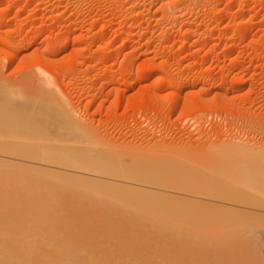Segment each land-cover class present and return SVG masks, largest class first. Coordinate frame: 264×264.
<instances>
[{
  "label": "rangeland",
  "instance_id": "1",
  "mask_svg": "<svg viewBox=\"0 0 264 264\" xmlns=\"http://www.w3.org/2000/svg\"><path fill=\"white\" fill-rule=\"evenodd\" d=\"M0 55H5L0 88L6 94L1 103L30 99L33 106L22 105L26 120L47 112L35 97L39 84L28 68L45 57L40 68L56 79L73 117L89 131L57 142L38 133L24 136L27 130L17 124L22 113L14 116L17 123L6 118L9 126L3 129L23 132L11 146L33 152L27 160L15 157L17 165L22 158L18 167L7 162L13 156L3 158L17 172L0 177V258L21 264H264V224L255 216L261 214L199 194L232 190L228 163L238 157L227 146L225 151L223 141L264 144V0H0ZM99 150L110 155L107 168L93 166L105 168L101 176L40 160V154H66L60 161L68 164L77 151L90 161L102 156ZM192 166L199 169L196 177L168 173L173 168L187 173ZM117 171L143 176H104ZM164 174L174 180H168L171 187L182 190L183 180L189 190L185 183L174 192L131 181L162 185L168 182ZM156 193L172 198L158 201ZM255 222L259 225L249 226Z\"/></svg>",
  "mask_w": 264,
  "mask_h": 264
},
{
  "label": "bare ground",
  "instance_id": "2",
  "mask_svg": "<svg viewBox=\"0 0 264 264\" xmlns=\"http://www.w3.org/2000/svg\"><path fill=\"white\" fill-rule=\"evenodd\" d=\"M120 3V2H119ZM4 11V10H3ZM5 12V11H4ZM14 16V15H13ZM17 36V35H16ZM30 37V36H29ZM31 38V37H30ZM17 39V38H16ZM11 41V40H10ZM12 43V42H11ZM9 45V44H8ZM11 47H10V49H13V50H15V48H16V42L14 41L13 43H12V45H10ZM41 47V46H40ZM18 48V47H17ZM35 48V47H34ZM37 48H39V47H37ZM50 48V47H49ZM71 49V48H70ZM38 52V51H37ZM41 52V51H40ZM13 53V52H12ZM43 53V52H42ZM55 53V52H54ZM2 54H4V53H2ZM7 54V53H6ZM8 55V54H7ZM6 55V56H7ZM5 55H3V56H1L0 55V61H2L3 60V57H4ZM12 57V56H11ZM7 58V57H6ZM8 58H9V56H8ZM33 59V58H32ZM5 60V59H4ZM3 60V61H4ZM7 60V59H6ZM38 60L39 61H37L38 63H35V65H33V66H29V64H28V68H30V70H31V72H32V75H33V82L34 83H36V84H39V88L37 87V89L35 90V92H37V94H38V96H37V94H36V98H38V100H40V102L41 103H39V105H43V107H42V105L40 106L41 108H42V110L44 109V111L46 110L47 112L46 113H44V112H40V111H38V112H40V114H38V113H35V115L33 114L32 116H30L29 115V119L27 118V120L25 119L27 116H28V112H24V111H28V110H26L22 105L24 104V105H26L27 106V104L30 102V99H28L29 98V96H28V101H27V103L25 104V102L22 104V101H21V103H20V100H21V97H19V104L18 103H16V102H14L15 104H13V103H6L5 102V104L4 103H1V100H3L4 101V97L6 98V94H2V90H1V88H0V107H1V111L3 110V111H5V112H2V114L1 115H3V116H0L1 118H0V134H2L1 135V138L4 136L5 137V139L7 138H9V140H5L4 138H2V140H0V158H1V160L0 161H2V163L3 164H1V162H0V177H13V175L11 176V174H15L14 172L12 173V171H10V170H8L7 169V167H8V165L11 163V164H15V162H17V160H19V159H16L15 157H17V158H19V157H22V158H24V159H26L27 160V158H31V156L30 155H32L31 153L33 152H30V149H29V151L27 150V148L29 147H26V148H24V147H13V146H11L12 144V142H15L16 143V139H21V137H22V135H23V132L21 131V130H24V129H26V130H24V132L26 133V134H24V136H31V135H36V136H38V134L39 135H47V136H50V137H53L54 139H57V142H59V140L60 141H62L63 140V138L62 137H66V136H72V137H75V138H77L76 136L77 135H82V133L83 134H85L86 133V131L87 132H89L87 129L88 128H86V127H84V125H83V123H80V122H78L79 120H77L76 118H74L73 117V113L70 111V108L68 107V104L70 103H66L67 101H65L64 99H63V97L65 98L66 96H63L62 94H61V92H60V90L57 88V85H56V79L55 78H50L49 76H48V73L46 74V72H45V70L44 69H41L40 67H42L44 64H45V62H46V59H45V57L43 58V57H39L38 58ZM2 61V62H3ZM12 63V62H11ZM25 63V62H24ZM47 63V62H46ZM19 65V64H18ZM9 67V66H8ZM19 67H21V66H19ZM27 67V66H26ZM61 67V66H60ZM3 69V68H2ZM27 69V68H26ZM69 71V70H68ZM63 72V71H62ZM137 72V71H136ZM25 73H27V72H25ZM57 73V72H56ZM207 72L206 73H204L203 74V77H206L207 75ZM25 76V75H24ZM62 76V75H61ZM20 77V76H19ZM22 77V76H21ZM31 77V76H30ZM55 77H57V76H55ZM32 78V77H31ZM58 80H59V78H57ZM17 80V79H16ZM27 80V79H26ZM20 82V81H19ZM18 82V83H19ZM25 83V82H24ZM7 84V83H6ZM33 84V83H32ZM16 85H18L19 86V84H16ZM26 85V84H25ZM24 85V90H22L23 88H21L22 86H23V84H22V86L20 87V89H19V91H17V92H21V94H23L22 93V91H25L26 90V88L25 87H27V86H25ZM2 86H4V85H2ZM1 86V87H2ZM38 86V85H37ZM8 87H10V86H8ZM13 87H15V86H13ZM179 87V86H178ZM3 88V87H2ZM4 88H5V86H4ZM16 88V87H15ZM32 88V87H31ZM18 89V88H17ZM28 89V88H27ZM20 90H22V91H20ZM30 90V89H29ZM4 91V90H3ZM67 91V90H66ZM7 92V91H6ZM34 92V91H33ZM68 92V91H67ZM4 93V92H3ZM18 93V94H19ZM26 93H28L27 92V90H26V92H24V94H26ZM29 93H30V91H29ZM32 93V92H31ZM31 93H30V96H31ZM16 94V93H15ZM23 94V95H24ZM33 94H35V93H33ZM32 94V95H33ZM23 95H20V96H23ZM28 95V94H27ZM9 96V95H8ZM19 96V95H18ZM18 96H16L17 97V99H18ZM88 96V95H87ZM27 97V96H26ZM34 97V96H33ZM24 98V97H23ZM22 98V99H23ZM31 98V97H30ZM35 98V99H36ZM66 99V98H65ZM24 100H26L25 98H24ZM68 100V99H67ZM12 100H10V102H11ZM14 101V100H13ZM33 101V100H32ZM34 102V101H33ZM39 102V101H38ZM87 102V101H86ZM31 103V102H30ZM35 103V102H34ZM199 103H201V102H199ZM36 104L38 105V103L36 102ZM35 104V105H36ZM228 104V103H227ZM2 105V106H1ZM29 106L30 105H32V104H28ZM34 105V104H33ZM32 105V106H33ZM70 105V104H69ZM201 105V104H200ZM206 105V104H205ZM34 107H36V106H34ZM234 107H236V106H234ZM22 108H24V111H23V109ZM29 108H31V107H29ZM33 108V107H32ZM41 108H40V110H41ZM0 111V112H1ZM25 113V114H27V116L25 115L24 116V114L23 113ZM29 112L31 113L32 111L31 110H29ZM23 115H22V114ZM29 113V114H30ZM33 113V112H32ZM44 113V114H43ZM19 114H21V117H23L24 119H21L20 118V120H23V122L21 121V123H19L18 122V120L19 119H16V117H17V115H19ZM10 115H12L11 117H10ZM16 115V117H14ZM196 115V114H195ZM6 118H13L12 120H14V122H18L17 124H19L18 126L19 127H21V128H19V129H21V130H19V131H17V130H11V128L12 129H14L11 125V127H9L10 129H8L7 130V128L6 129H3L1 126H9V124H7L8 122L6 121L7 119ZM25 120V121H24ZM83 122V121H82ZM13 123V122H12ZM16 124V125H17ZM87 124V123H86ZM14 125V124H13ZM16 125H14V126H16ZM23 125L25 126L23 129H22V127H23ZM242 126V125H241ZM16 129H17V127H15ZM92 129V128H91ZM90 132H91V130H90ZM36 133H38V134H36ZM88 134V133H87ZM97 134V133H96ZM23 136V137H24ZM47 136H45V137H47ZM87 136V135H86ZM90 136V135H89ZM91 136H95V135H91ZM42 137V136H41ZM97 137H98V135H97ZM35 138V137H34ZM43 138V137H42ZM53 138H51V139H53ZM71 138V137H70ZM70 138H69V142L70 141H73V140H70ZM101 138V137H100ZM100 138H97V139H99L100 140ZM25 139H31V138H26L25 137ZM36 139H38V137L36 138ZM47 139H48V137H47ZM47 139H45V141L47 140ZM62 139V140H61ZM78 139V138H77ZM85 139V138H84ZM83 139V140H84ZM93 139V138H92ZM24 140V139H23ZM22 140V141H23ZM32 140H35V139H32ZM40 140V139H39ZM41 140H43V139H41ZM50 140V139H49ZM82 140V141H83ZM239 140V139H238ZM18 141V140H17ZM54 141V140H53ZM77 141V140H76ZM194 141V140H193ZM62 142H64V141H62ZM66 142V141H65ZM68 142V143H69ZM85 142V141H84ZM15 143H13V144H15ZM22 143V142H21ZM67 143V142H66ZM78 143V142H77ZM103 143H104V141H103ZM107 143V142H106ZM160 143V142H159ZM219 143V142H218ZM225 143V145H222V147H225V149H226V146L228 147V150L226 149L225 151L227 152H229V154L230 153H237V155H236V157H238V158H235L234 159V157L232 156L230 159H234L233 161H235L236 163H234V162H232L231 160L229 161L230 163H228L229 164V166H231V167H229V169L231 168V169H233V170H231V172H232V177H229L230 178V184H229V188L231 187L232 188V190H231V192H229V189H228V192L227 191H225V192H223V193H220L221 191H224V189L225 188H221L222 190H220V189H218V190H220L219 191V193L218 192H216L215 190V192L216 193H218V194H215L214 193V191H213V193L215 194V195H210V194H206L205 193V191L206 190H204V193L202 192V191H200V190H203V188L202 189H200L199 190V192H202V193H199L198 192V190H197V192H195V193H199V194H201V196H202V194H204V196L205 195H207V196H210V197H213L214 199L216 198V199H220L222 202H226V204L228 205V206H232L233 207V204H234V206H235V203H236V206H237V204H238V207H239V209H240V205H244V206H248V208H251L250 209V211L249 212H252V213H257V214H261L260 216H258V215H255V216H257V217H259V218H257V219H259L258 221L260 222H262L263 224H264V144H258V145H255L254 144V146H249V145H246V144H244L243 143V141L242 142H237V141H235V140H230L229 141V144L228 143H226V141H223V143L222 144H224ZM247 143V142H246ZM5 144V145H4ZM17 144V143H16ZM19 144V143H18ZM34 144V143H33ZM99 144H100V142H99ZM3 145V146H2ZM8 145H10L11 147H9ZM30 145V144H29ZM91 145V144H90ZM102 145V144H101ZM211 146H212V144H210ZM214 145V144H213ZM253 145V144H252ZM19 146V145H18ZM82 146V145H81ZM80 146V147H81ZM84 147H86L85 145H83ZM93 146V145H92ZM114 146V145H113ZM198 146H199V144H198ZM13 147V148H12ZM221 147V148H222ZM44 148H46V147H44ZM90 148V147H89ZM200 148H201V146H200ZM204 148V147H203ZM202 148V149H203ZM85 149V148H84ZM90 149H92V148H90ZM111 149V148H110ZM122 149V148H121ZM211 149V148H210ZM40 150H42V149H40ZM44 150H46V149H44ZM69 150V149H68ZM93 150V149H92ZM105 150V149H104ZM144 150V149H143ZM146 150V149H145ZM148 150V149H147ZM206 150V149H205ZM212 150V149H211ZM217 150V149H216ZM65 151V150H64ZM79 151V150H78ZM84 151V150H83ZM100 151V150H99ZM106 151V150H105ZM110 151V150H109ZM113 151H114V149H113ZM118 151V150H117ZM164 151V150H163ZM215 151V150H214ZM218 151V150H217ZM35 152V151H34ZM95 152V151H94ZM101 152L102 151H100V152H98V153H100L101 154ZM104 152V151H103ZM102 152V156H103V154H104V156L102 157V156H97V154L94 156V155H92L93 157H91L92 158V160H86L87 158L86 157H88L86 154V156H84V154H81L80 152H73V157L72 158H68L69 160H71L70 162L71 163H69L68 162V164L67 163H61V159H62V157L64 158V156L66 155H62V154H60V155H62L61 156V158L59 157H57V156H54L53 154H51V153H47V155H43L42 154V156H41V154H40V160L41 161H43V162H46V163H48V164H50V163H52V165H58V166H64V167H66L67 169L68 168H72L71 169V171L73 170V169H75V172H76V170L77 171H80V172H83L84 173V171L85 172H87L86 173V175L88 174V172L89 173H91V175H93V174H95V176H96V174H101V175H103L102 173H101V171L103 170H105V168H107V165L106 164H108V162L106 163V161H109L108 160V156H110V155H107V152H105V153H103ZM111 152V151H110ZM115 152V151H114ZM37 153H38V151H37ZM43 153V152H42ZM72 153V152H71ZM85 153V152H84ZM3 154V155H2ZM49 154V155H48ZM57 155H58V153H56ZM110 154V153H109ZM222 154V153H221ZM232 154V155H233ZM5 155H8V158H11L12 156L14 157H12V159H16V160H12V159H9V161H7L9 164H5L6 166H4V162H6V160L8 159L7 158V156H5ZM51 155H53V156H51ZM68 155V154H67ZM9 156H11V157H9ZM34 156V155H33ZM91 156V155H90ZM111 156H112V154H111ZM114 157H115V155H113ZM7 159H6V158ZM37 157V156H36ZM57 157V158H56ZM68 157H69V155H68ZM70 157H71V155H70ZM85 157V158H84ZM121 157V156H120ZM119 157V158H120ZM123 157V156H122ZM3 158H5L4 160H3ZM22 158H20V161L22 162ZM34 158V157H33ZM42 158V159H41ZM117 158V155H116V157H115V159ZM125 159H126V157H124ZM124 158H122L123 160H125ZM219 158V157H218ZM229 158V157H228ZM67 159V160H68ZM76 159V160H75ZM89 159V158H88ZM121 159V160H122ZM128 159H130V158H128ZM133 159V158H132ZM221 159V158H220ZM225 159H226V157H225ZM12 160V161H11ZM25 160V161H26ZM36 160V159H35ZM37 160H38V158H37ZM65 160V159H64ZM63 160V161H64ZM80 161V164L81 163H83L84 161H88L89 162V164L90 163H92V166L90 165V166H88V167H91V168H82V167H80L78 164L76 165V164H74L75 162L74 161H76V162H78V161ZM127 160V159H126ZM135 160V159H134ZM133 160V161H134ZM137 160V159H136ZM136 160H135V162H136ZM138 160H140V159H138ZM227 160V159H226ZM13 161H15L14 163H13ZM24 161V160H23ZM81 161H83V162H81ZM131 161V160H130ZM228 161V160H227ZM19 162V161H18ZM20 162V163H21ZM27 162V161H26ZM66 162V161H65ZM85 162V163H86ZM111 162H114V161H111ZM117 162V161H116ZM115 162V163H116ZM122 161H120L119 162V164L121 163ZM125 162V161H124ZM134 162V163H135ZM219 162V161H218ZM232 162V163H231ZM20 163H18V165L20 164ZM30 163H32V162H30ZM85 163H83V164H85ZM110 163V162H109ZM123 163V162H122ZM129 162H127V164H128ZM131 163V162H130ZM23 164V163H22ZM20 165V166H23V165ZM26 164H28V162L26 163ZM87 164V163H86ZM88 164V165H89ZM117 164V163H116ZM126 164V165H127ZM227 164V163H226ZM225 164V165H226ZM231 164H235L234 166L233 165H231ZM15 165H17V163L15 164ZM18 165L17 166H14V167H18ZM40 165V164H39ZM82 165V164H81ZM95 165V167L97 166V165H106V167L104 168V169H102L103 167H100V170H95L94 168L95 167H93ZM124 165V164H123ZM11 165H9V167H10ZM20 166H19V168H20ZM27 166V165H26ZM29 166H30V164H29ZM32 166V165H31ZM50 166V165H49ZM115 165H113V167H114ZM119 166V165H118ZM147 166V165H146ZM199 166V165H198ZM12 167V169H13V166H11ZM24 167H25V165H24ZM34 167V166H33ZM32 167V168H33ZM48 167V166H47ZM93 167V168H92ZM121 167V166H120ZM144 167V166H143ZM200 167H202V166H200ZM19 168H17V170L19 169ZM26 168H28V167H26ZM25 168V170L24 171H26V170H28V169H26ZM30 169L29 168V170H28V172L29 171H31L32 173L33 172H36V170L35 171H32L33 169ZM57 168V167H56ZM55 168V169H56ZM98 168V167H97ZM119 168V167H118ZM123 168H125V167H123ZM148 168V167H147ZM16 169V168H15ZM39 169V168H38ZM41 169V168H40ZM39 169V170H40ZM43 169V168H42ZM44 169H46V168H44ZM102 169V170H101ZM112 169V168H111ZM120 169V168H119ZM118 169V170H119ZM144 169V168H143ZM175 168H173V170L172 171H170V172H168L169 173V175L171 174V172H176V173H174V175L176 176V175H178L179 177H182L183 178V176H180V175H184V177H189V176H195L194 174L196 173V172H198V171H194V169H196V170H199L198 168H196V166L195 167H190V168H187V173H186V171H183L182 173H180L178 170V172L176 171V170H174ZM14 170V169H13ZM19 170H22V172H24L23 171V168L21 167V169H19ZM49 170V169H48ZM59 170H60V168H59ZM83 170V171H82ZM122 170V169H121ZM126 170V169H125ZM129 170V169H128ZM140 170V169H139ZM151 170V169H150ZM154 170V169H153ZM155 170H157V169H155ZM164 170V169H163ZM167 169H165V171H166ZM227 170V169H226ZM41 172H42V170H40ZM45 171H47V170H45ZM51 171H52V169H51ZM68 171V170H67ZM102 171V172H103ZM108 171H111L112 172V170H108L107 169V172ZM127 171V170H126ZM144 171V170H143ZM146 171V170H145ZM162 171V170H161ZM160 171V172H161ZM165 171H164V173H165ZM167 171H169V170H167ZM225 171V170H224ZM27 172V173H28ZM30 172V173H31ZM41 172H40V174H41ZM49 172H50V170H49ZM54 171H52V172H50V173H53ZM57 172V171H56ZM53 173V174H56V175H58V176H64V175H61V174H63V173H61L60 175L58 174V173ZM79 172V173H80ZM105 172V171H104ZM115 172V171H114ZM118 172V171H117ZM120 172V171H119ZM117 173V174H111V173H107L106 175H104V176H107V177H138L137 176V174H136V172L138 173V171H136V172H134L136 175H134V174H132V173H128V172H125V171H123L124 173H127L126 175L125 174H120V173ZM122 172V173H123ZM149 172V169H148V171H147V173ZM159 172V173H160ZM37 173V172H36ZM35 173V174H36ZM38 173H39V171H38ZM44 175H46L47 173L46 172H42ZM60 173V172H59ZM93 173V174H92ZM141 173V174H140ZM151 173V172H150ZM149 173V174H150ZM155 173V172H154ZM22 174H25L26 175V173H22ZM42 174V175H43ZM66 174V173H65ZM70 174H72V173H70ZM105 174V173H104ZM138 174H140V177H142L143 175H142V172H139ZM146 174V173H145ZM144 174V175H145ZM148 174V175H149ZM160 174H163V173H160ZM165 174H167V173H165ZM164 174V175H165ZM19 175H21V174H19ZM28 175V174H27ZM41 175V176H42ZM48 175V174H47ZM76 175H78V177L80 176V174H76ZM90 175V174H89ZM100 175V176H101ZM146 176V177H149V176ZM155 175V174H154ZM153 175V176H154ZM173 174H171L170 176H172ZM199 175V174H198ZM33 176V175H32ZM35 176V175H34ZM67 176V175H66ZM71 176V175H70ZM69 176V177H70ZM74 175H72V177H73ZM88 176V175H87ZM87 176H85V177H87ZM163 176V175H162ZM166 177L168 176V175H165ZM175 176H173V177H170L171 179L172 178H174ZM177 176V177H178ZM21 177V176H20ZM22 177H25V176H23L22 175ZM75 177V176H74ZM77 177V176H76ZM80 177H82V175L80 176ZM84 177V176H83ZM140 177H138V178H140ZM152 177V176H151ZM177 177H175L174 179H176ZM196 177V176H195ZM137 178V180L136 179H131V181L133 180V181H136V182H139V183H137V184H147V185H144L145 187L146 186H148V187H150V185L151 186H154V187H159V188H163V189H169V191L171 190V191H182L183 190V185H184V183H185V185H184V187L185 188H187V184H186V182L185 181H183L181 178V180H182V182H184L183 183V185H182V190H179L178 188H177V186L176 187H171L172 185H170V184H168L169 183V181L168 180H170L168 177L166 178L167 179V181L168 182H164L165 180H163V182L164 183H162V185H161V183L160 182H157V184H156V181L153 183V182H151V181H148V182H146L148 179H144V180H142V181H138L139 179ZM228 178V179H229ZM123 179V178H122ZM124 179H126V178H124ZM178 179V178H177ZM176 179V180H177ZM222 179V178H221ZM225 179H227V178H225ZM161 180V181H162ZM175 180V185H176V181ZM180 180V181H181ZM185 180V179H184ZM190 180V179H189ZM127 181V180H126ZM125 181V182H126ZM171 181L173 182L174 180H170V183H171ZM228 181V180H227ZM141 182V183H140ZM133 183H135V182H133ZM158 183H160V184H158ZM165 183H167L168 184V186H167V184H165ZM178 183V182H177ZM179 183H181V182H179ZM192 183V182H191ZM227 183V182H226ZM103 184V183H102ZM126 184H129V183H126ZM143 184H142V187H143ZM166 185V186H164V185ZM189 184V183H188ZM227 184V185H228ZM130 185H132V184H130ZM134 185V184H133ZM179 186H180V184H178ZM191 185V184H190ZM190 185H188V187H190ZM193 185V184H192ZM226 185V184H225ZM94 186H96V185H94ZM99 186H101V185H99ZM106 186V185H105ZM108 186V185H107ZM106 186V187H107ZM135 186V185H134ZM136 186H138V185H136ZM174 186V185H173ZM203 186V185H202ZM114 187H115V185H114ZM119 187V188H118ZM141 187V186H140ZM141 187V188H142ZM145 187L143 188V189H145ZM192 187V186H191ZM190 187V188H191ZM195 187V186H194ZM193 187V188H194ZM197 188H199L198 186H196ZM108 188H111V187H108ZM116 188H118V190L119 189H123V187L121 188L120 186H117ZM177 188V189H176ZM180 188V187H179ZM185 188H184V190H185ZM200 188H201V186H200ZM208 188V187H207ZM112 189V188H111ZM113 189H115V188H113ZM142 189V190H143ZM148 189V188H147ZM147 189H145V190H147ZM150 189V188H149ZM210 189V188H209ZM124 191L126 190V191H131V192H134L135 193V191L136 190H134L133 189V191L130 189H128V188H126L125 187V189H123ZM152 189H150V191H151ZM158 190V189H157ZM160 190V189H159ZM187 190H189V188H187ZM191 191H192V189H190ZM141 191V190H140ZM140 191H137V192H140ZM149 191V192H150ZM153 191H155V190H153ZM152 191V192H153ZM161 191V190H160ZM169 191H168V193H169ZM174 191V192H175ZM195 191H196V189H195ZM121 192H122V190H121ZM144 192V191H143ZM179 192V193H180ZM187 193L189 192V191H186ZM210 192V191H209ZM123 193V192H122ZM145 193H148V190L147 191H145ZM144 193V194H145ZM154 194H155V192H153ZM153 193L151 194V192H150V194L153 196ZM184 193V192H183ZM191 193V192H190ZM192 193H194V190L192 191ZM211 193H212V191H211ZM140 194V193H139ZM149 194V195H150ZM158 193H156V195H157ZM164 193H162V195H163ZM165 194H167V193H165ZM181 194V193H180ZM132 195V194H131ZM130 195V196H131ZM136 195H138V193L136 194ZM171 198H172V195H170V194H168ZM166 196V197H169V196ZM185 195V194H184ZM105 196V195H104ZM128 196V195H127ZM155 196V195H154ZM165 196H162L163 198L165 197ZM174 196V195H173ZM194 196H196V195H194ZM136 197H138V196H136ZM157 197V196H156ZM162 197H160V195L158 194V197L156 198L158 201H161L163 198ZM165 197V198H166ZM169 197V198H170ZM175 197V196H174ZM146 198V197H145ZM154 198V197H153ZM176 198L177 197H175V202H176ZM181 198H182V196H181ZM204 198V197H203ZM212 198V199H213ZM140 199H141V197H140ZM182 199H184V198H182ZM193 199V198H192ZM209 199V198H208ZM143 200V199H142ZM141 200V201H142ZM154 200V199H153ZM170 200V199H169ZM177 200H179V198H177ZM187 199H185V201H183V203L185 202V203H187L188 201H186ZM206 200V199H205ZM140 201V200H139ZM140 201V202H141ZM166 201V200H165ZM164 201V202H165ZM171 201H173L174 202V200H171ZM181 201V200H180ZM179 201V202H180ZM191 201V200H190ZM190 201H189V203H190ZM204 201V200H203ZM203 201H202V203L199 201V204L198 203H196V205L197 206H199L200 205V203H201V205H203ZM145 202V201H144ZM150 202V201H149ZM195 202H198V201H196L195 200ZM116 203V202H115ZM120 203V202H119ZM139 203V202H138ZM151 203H153V202H151ZM150 203V205H151V207H149V208H152V206H153V204H151ZM167 203H169V202H167ZM171 203V202H170ZM205 203H207V202H205ZM113 204V203H112ZM141 205H142V202L140 203ZM139 204V205H140ZM176 204V203H175ZM195 204V203H194ZM208 204H210V203H208ZM223 204V203H222ZM146 205V204H145ZM147 205H148V203H147ZM149 205V206H150ZM159 205H160V203H159ZM173 205V204H172ZM207 205V204H206ZM225 205V204H224ZM154 206H155V204H154ZM156 206H157V202H156ZM156 206H155V208H156ZM163 206H165V205H163ZM176 206V205H175ZM208 206V205H207ZM219 206V205H218ZM235 206V207H236ZM143 207H144V205H143ZM145 207H148V206H145ZM235 207L233 208V209H235ZM238 207H236V209H238ZM242 207V206H241ZM161 207H157L156 208V210L157 209H159V210H161V209H163V208H161ZM223 208V207H222ZM242 210L241 211H243L244 209L243 208H241ZM246 209V208H245ZM218 210V209H217ZM162 211V210H161ZM223 211V210H222ZM239 211V210H238ZM246 212H243V213H247L248 211L247 210H245ZM254 211V212H253ZM225 212V211H224ZM237 212V211H236ZM238 213V212H237ZM254 213V214H255ZM223 214V213H222ZM249 214V213H248ZM253 214V215H254ZM227 215V214H226ZM223 216V215H222ZM248 216V215H247ZM247 216H245V217H247ZM243 217V216H242ZM253 218H255V220L254 219H251V218H249V220L251 219V220H254V221H256L257 219H256V217H254V216H252ZM228 218V217H227ZM241 218V217H240ZM261 219V220H260ZM246 220L247 221H249L248 220V218H246ZM245 220V221H246ZM250 220V222L252 223V221ZM244 221V222H245ZM246 221V222H247ZM257 221V222H258ZM239 222H241V221H239ZM257 222H255L256 224H254V225H250L249 224V226H255L256 227V225H259V224H257ZM261 223V224H262ZM240 224V223H239ZM247 224V226H248V223H246ZM260 224V225H261ZM262 226H264V225H262ZM2 257V256H1ZM5 256H3V258H4ZM8 257V256H7ZM7 257H5L6 259H2V258H0V264H21V263H19V261H13L12 259H14V258H10V259H8ZM20 259V258H19ZM24 260H26V259H24ZM27 261H29V260H26V263H27ZM31 262V261H30ZM32 263V262H31ZM35 263V262H34Z\"/></svg>",
  "mask_w": 264,
  "mask_h": 264
}]
</instances>
